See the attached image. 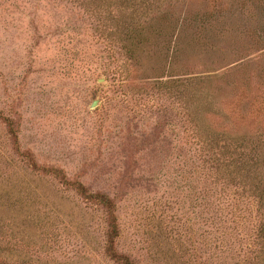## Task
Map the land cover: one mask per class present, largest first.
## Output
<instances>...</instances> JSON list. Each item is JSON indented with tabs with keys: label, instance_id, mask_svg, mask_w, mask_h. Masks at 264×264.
I'll return each instance as SVG.
<instances>
[{
	"label": "rangeland",
	"instance_id": "rangeland-1",
	"mask_svg": "<svg viewBox=\"0 0 264 264\" xmlns=\"http://www.w3.org/2000/svg\"><path fill=\"white\" fill-rule=\"evenodd\" d=\"M111 244L264 264V0H0V264Z\"/></svg>",
	"mask_w": 264,
	"mask_h": 264
},
{
	"label": "trees",
	"instance_id": "trees-1",
	"mask_svg": "<svg viewBox=\"0 0 264 264\" xmlns=\"http://www.w3.org/2000/svg\"><path fill=\"white\" fill-rule=\"evenodd\" d=\"M50 172H53L55 175H57L58 177H61L64 179V175L63 173L60 171V170H50ZM64 182L68 183L69 185H71L72 183L71 182H67L66 180H64ZM74 187L76 188V190L81 194L83 195L85 198L89 199V200H93V201H97V202H100L101 204L103 205H106L108 206V204H110V201L108 200V198L101 194V193H90L88 192L84 186L80 183H76L74 182L73 183ZM110 225H111V228L112 230H110L111 232V237H112V233L115 232V224L110 222ZM111 256L116 259L117 261H121L122 264H134L127 256L125 255H122V254H118L117 252H115L112 244L110 245L109 247V251H108Z\"/></svg>",
	"mask_w": 264,
	"mask_h": 264
},
{
	"label": "water",
	"instance_id": "water-1",
	"mask_svg": "<svg viewBox=\"0 0 264 264\" xmlns=\"http://www.w3.org/2000/svg\"><path fill=\"white\" fill-rule=\"evenodd\" d=\"M95 105H96V102H93V103H92V107H94Z\"/></svg>",
	"mask_w": 264,
	"mask_h": 264
}]
</instances>
